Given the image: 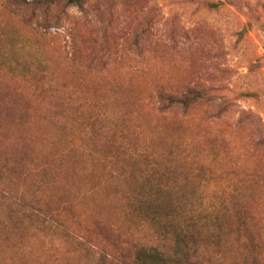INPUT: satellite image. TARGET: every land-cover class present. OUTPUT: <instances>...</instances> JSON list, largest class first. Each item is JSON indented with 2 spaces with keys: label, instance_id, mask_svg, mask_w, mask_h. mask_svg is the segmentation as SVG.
I'll list each match as a JSON object with an SVG mask.
<instances>
[{
  "label": "rangeland",
  "instance_id": "rangeland-1",
  "mask_svg": "<svg viewBox=\"0 0 264 264\" xmlns=\"http://www.w3.org/2000/svg\"><path fill=\"white\" fill-rule=\"evenodd\" d=\"M157 184L224 193L264 264V0H0V264H117Z\"/></svg>",
  "mask_w": 264,
  "mask_h": 264
},
{
  "label": "trees",
  "instance_id": "trees-1",
  "mask_svg": "<svg viewBox=\"0 0 264 264\" xmlns=\"http://www.w3.org/2000/svg\"><path fill=\"white\" fill-rule=\"evenodd\" d=\"M33 5L48 6L55 0H32ZM70 4L82 7V0H68ZM209 9H218L223 1H205ZM249 27L243 26L235 32L236 42H240ZM244 96H254V93H243ZM200 93H190L182 99H169L186 105L191 99L200 97ZM173 168V167H170ZM173 169L168 170V174ZM156 176L146 174V180L151 182ZM150 198H133L131 208L144 221L156 226V238L153 243L134 245L131 254H121L117 264H241L240 260L232 259L230 246L225 243L230 233H222L226 229V222L232 218L229 213V198L221 192L199 194L196 203H187L183 198L181 215H176L177 209L170 204L163 203L164 187L157 184L151 189ZM178 208V207H177ZM236 231L244 233L243 240L248 245L246 258L250 264H260L261 251H257L256 238L250 231L249 221L238 217ZM259 259V262L257 259Z\"/></svg>",
  "mask_w": 264,
  "mask_h": 264
}]
</instances>
